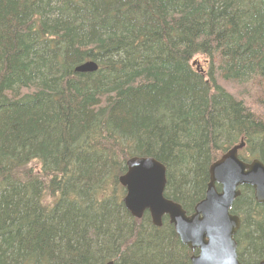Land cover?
Here are the masks:
<instances>
[{
  "label": "trees",
  "instance_id": "1",
  "mask_svg": "<svg viewBox=\"0 0 264 264\" xmlns=\"http://www.w3.org/2000/svg\"><path fill=\"white\" fill-rule=\"evenodd\" d=\"M241 142L264 165V0H0V264H190L118 179L152 158L190 214ZM232 214L264 260V205L243 188Z\"/></svg>",
  "mask_w": 264,
  "mask_h": 264
},
{
  "label": "water",
  "instance_id": "2",
  "mask_svg": "<svg viewBox=\"0 0 264 264\" xmlns=\"http://www.w3.org/2000/svg\"><path fill=\"white\" fill-rule=\"evenodd\" d=\"M97 69L90 61L77 67L75 73L92 74ZM243 147L241 142L209 167L204 199L189 216L180 205L164 198L163 165L152 158L129 159L125 163V174L118 179L125 192L124 209L137 220L147 212L155 228L161 227L162 218L166 216L180 243L190 252L197 251L190 258V264H240L234 241L240 220L230 214L240 196L238 189L250 188L256 204L264 205V165L257 160L249 164L241 161L238 151Z\"/></svg>",
  "mask_w": 264,
  "mask_h": 264
},
{
  "label": "rangeland",
  "instance_id": "3",
  "mask_svg": "<svg viewBox=\"0 0 264 264\" xmlns=\"http://www.w3.org/2000/svg\"><path fill=\"white\" fill-rule=\"evenodd\" d=\"M206 64V59L202 56H195L191 62L193 68L201 71L203 70L204 72L207 70Z\"/></svg>",
  "mask_w": 264,
  "mask_h": 264
},
{
  "label": "bare ground",
  "instance_id": "4",
  "mask_svg": "<svg viewBox=\"0 0 264 264\" xmlns=\"http://www.w3.org/2000/svg\"><path fill=\"white\" fill-rule=\"evenodd\" d=\"M193 60V59H192ZM192 62V61H191ZM191 64V63H190ZM192 66V65H191ZM196 69V68H195ZM197 70V69H196ZM203 71V70H202ZM243 143V142H242ZM208 182H209V176H208ZM208 184V183H207ZM166 187V186H165ZM216 190L218 191V192H220L219 191V188L218 187H216ZM168 200V199H167ZM169 201H171V200H169ZM173 202V201H172ZM174 203V202H173ZM176 204H178V203H176ZM182 207V206H181ZM183 209V208H182ZM144 215V214H143ZM143 217V216H142ZM167 220L168 221V218L165 216V217H163L162 218V220ZM151 222V221H150ZM151 225H152V222H151Z\"/></svg>",
  "mask_w": 264,
  "mask_h": 264
},
{
  "label": "flooded vegetation",
  "instance_id": "5",
  "mask_svg": "<svg viewBox=\"0 0 264 264\" xmlns=\"http://www.w3.org/2000/svg\"><path fill=\"white\" fill-rule=\"evenodd\" d=\"M178 240H179V239H178ZM190 253H191V257L197 254L196 251H195V252H190ZM191 257H190V258H191Z\"/></svg>",
  "mask_w": 264,
  "mask_h": 264
}]
</instances>
